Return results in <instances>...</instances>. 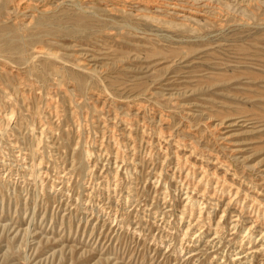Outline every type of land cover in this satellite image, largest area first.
I'll return each instance as SVG.
<instances>
[{
  "label": "rangeland",
  "instance_id": "rangeland-1",
  "mask_svg": "<svg viewBox=\"0 0 264 264\" xmlns=\"http://www.w3.org/2000/svg\"><path fill=\"white\" fill-rule=\"evenodd\" d=\"M249 2L0 0V264H264Z\"/></svg>",
  "mask_w": 264,
  "mask_h": 264
},
{
  "label": "bare ground",
  "instance_id": "bare-ground-1",
  "mask_svg": "<svg viewBox=\"0 0 264 264\" xmlns=\"http://www.w3.org/2000/svg\"><path fill=\"white\" fill-rule=\"evenodd\" d=\"M207 1V0H206ZM218 1V0H217ZM248 2L250 1V0H247ZM262 1V0H261ZM227 2V1H226ZM252 2H254V1H252ZM5 3V2H4ZM219 3V2H218ZM246 3V2H245ZM250 3V2H249ZM173 4V3H172ZM206 4V3H205ZM207 4H208V2H207ZM210 4V3H209ZM216 5V4H215ZM212 6V5H211ZM214 6V5H213ZM157 9V8H156ZM171 9V8H170ZM159 10V9H158ZM157 11V10H156ZM155 11V12H156ZM162 11V10H161ZM154 12V11H153ZM168 12V11H167ZM157 13V12H156ZM166 13V12H165ZM169 13V12H168ZM183 14V13H182ZM169 15V14H168ZM183 16H184V14H183ZM181 17V16H180ZM187 17V16H186ZM191 18V17H190ZM183 19V18H182ZM184 19H186V18H184ZM193 19H195V18H193ZM189 20H191V19H189ZM194 21V20H193ZM196 21H198V19H196ZM16 43H17V41H16ZM20 43V42H19ZM8 44V43H7ZM14 44V43H13ZM9 45V44H8ZM7 45V46H8ZM11 45V44H10ZM18 45V44H17ZM13 47H14V45H13ZM9 49V48H8ZM17 51V50H16ZM22 52V51H21Z\"/></svg>",
  "mask_w": 264,
  "mask_h": 264
}]
</instances>
